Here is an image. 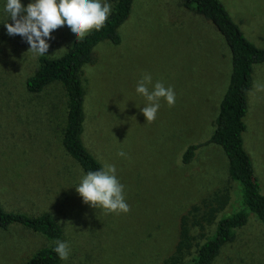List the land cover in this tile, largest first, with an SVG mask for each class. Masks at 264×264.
I'll return each mask as SVG.
<instances>
[{
    "label": "rangeland",
    "instance_id": "rangeland-1",
    "mask_svg": "<svg viewBox=\"0 0 264 264\" xmlns=\"http://www.w3.org/2000/svg\"><path fill=\"white\" fill-rule=\"evenodd\" d=\"M220 1L244 36L263 48L264 0ZM5 4L0 0V204L28 215L50 212L62 228L57 240L70 246L62 264H161L192 204L225 187L229 202L217 219L242 207L240 185L229 178L220 145H200L190 162L182 161L188 145L205 142L213 132L229 83L231 53L211 21L180 0H133L118 28L120 42L98 43L94 61L84 65L82 139L102 166H116L130 206L128 213L106 214L83 203L75 190L84 172L62 147L64 88L52 82L37 93L26 89L39 56L20 35L7 33L5 23L12 20ZM51 36L49 57L76 39L67 25ZM144 73L176 94L174 106L161 98L151 123L140 111L147 101L135 91ZM256 82L264 83V62L253 65L242 133L264 193V92L255 90ZM120 150L127 155L118 156ZM191 232L197 242L204 240L198 228ZM51 242L18 223L0 226V264H21ZM211 264H264V224L250 213Z\"/></svg>",
    "mask_w": 264,
    "mask_h": 264
},
{
    "label": "trees",
    "instance_id": "trees-1",
    "mask_svg": "<svg viewBox=\"0 0 264 264\" xmlns=\"http://www.w3.org/2000/svg\"><path fill=\"white\" fill-rule=\"evenodd\" d=\"M112 1V11L103 28L91 31L83 40L74 39L69 48L57 57L39 56L37 66L25 83L26 89L32 93L40 92L52 82H59L64 88L67 114L62 147L79 164L84 174L98 170L102 165L82 139L85 117L83 67L94 61V49L98 43L105 40L114 44L120 42L118 28L128 18L133 2ZM180 4L211 21L223 36L231 53L229 83L220 101L215 128L205 142L188 145L182 154V161L190 162L200 145H220L228 160L229 178L240 185L242 207L217 219L229 202V191L225 187L214 190L192 204L181 215L177 242L161 264H211L223 246L233 241L250 213L264 224V193L260 190L242 137L246 127L244 116L248 107L247 92L252 83L253 65L264 62V47H257L244 36L220 0H180ZM13 223L21 224L52 241L34 251L21 264H62V260L53 251V241L61 236L62 228L50 212L28 215L8 211L0 204V226L7 228ZM211 226L212 233L205 235V231ZM194 227L199 229L200 237H205L202 242H197L196 236L191 232Z\"/></svg>",
    "mask_w": 264,
    "mask_h": 264
},
{
    "label": "clouds",
    "instance_id": "clouds-1",
    "mask_svg": "<svg viewBox=\"0 0 264 264\" xmlns=\"http://www.w3.org/2000/svg\"><path fill=\"white\" fill-rule=\"evenodd\" d=\"M12 23H5L7 33L20 35L24 38L34 55L44 56L49 48L47 42L51 33L67 25L74 37L83 40L93 30L104 27L112 11L111 4L103 0H30L25 6L20 0H6L4 7ZM257 92H264V83L256 82ZM135 91L143 96L147 104L140 108L145 120L149 123L155 120L163 98L169 106H174L176 94L169 86L165 87L161 81L153 84L149 73L142 74L137 82ZM120 157L127 154L120 150ZM116 166L105 162L95 171L82 174L75 190L83 203L93 208H101L107 213H128L130 206L124 197V185L116 176ZM53 251L61 260H67L70 246L65 241H54Z\"/></svg>",
    "mask_w": 264,
    "mask_h": 264
}]
</instances>
